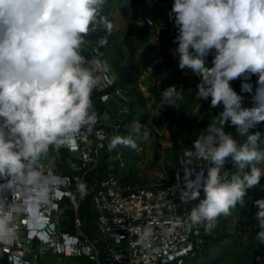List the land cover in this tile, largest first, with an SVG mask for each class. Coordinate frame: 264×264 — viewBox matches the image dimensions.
Wrapping results in <instances>:
<instances>
[{"label":"clouds","instance_id":"1","mask_svg":"<svg viewBox=\"0 0 264 264\" xmlns=\"http://www.w3.org/2000/svg\"><path fill=\"white\" fill-rule=\"evenodd\" d=\"M104 4L105 0H0V244L16 239L18 218L29 226L38 224L41 209L64 184L63 177L44 167L50 150L74 149L78 137L95 131L98 114L92 94L113 80L106 64L101 73L91 67L83 48L90 33L113 30L112 22L99 15ZM168 16L177 30L178 68L199 77L198 99L210 101L213 109L222 106L185 152L188 163L207 165V175L201 173V179L193 181L191 169H185L180 199L198 203L186 218H177L189 229L211 228L237 205L243 207L247 190L264 177V134L250 131L264 123V0H173ZM148 23L152 25L150 19ZM97 43L104 46L107 40ZM253 75V106L243 107V97L231 82L243 78L241 90L253 93L247 82ZM183 92L175 85L164 89L160 108H176ZM229 122L235 136L224 130ZM149 136L146 127L142 138ZM121 144L138 148L130 136H114L108 148ZM228 164L231 169H226ZM254 205L259 246L264 245V198ZM136 235L137 243L147 247L153 232L144 227ZM10 264L21 262L12 256Z\"/></svg>","mask_w":264,"mask_h":264},{"label":"built area","instance_id":"2","mask_svg":"<svg viewBox=\"0 0 264 264\" xmlns=\"http://www.w3.org/2000/svg\"><path fill=\"white\" fill-rule=\"evenodd\" d=\"M165 2L173 4V0ZM149 19L155 25L156 21L149 16L144 18V22L149 25ZM170 30L175 39L177 30L173 21ZM175 46L177 47L176 43ZM211 60L212 56L209 55V66ZM103 64L99 57L93 60L98 73L102 72ZM107 75L113 83L97 90L104 91L115 84L109 72ZM238 80L239 94L242 97L250 94L241 90L245 80ZM256 80L257 77L253 75L247 81L253 85V93ZM103 96L109 99L110 94L101 95ZM121 111L128 112L127 106ZM154 126L156 128V123ZM111 127L118 130L120 123H114ZM155 131L165 155L170 147V140L162 130L156 128ZM116 135L115 132L98 128L94 136L84 134L78 137L76 148H60L74 160L72 174L59 167L54 156L51 162H43L47 172L63 177L65 182L53 194L50 204L41 209L42 218L38 224L33 227L23 217L17 219L16 239L10 244H0V264H10L12 256H17L21 264H193L204 256L209 248L206 246L208 238L211 246L220 229V218L211 228L200 225L190 229L178 224L177 218H186L191 208L198 203L195 200L186 204L180 199L181 190L186 183L185 169H191L189 179L197 181L201 179V173L206 177L207 166L203 165V161L201 164L196 161L188 163L180 156L177 167L171 173L164 171L162 181L140 186L128 178V159L122 146L118 145L114 149L115 154L108 158L106 176L96 184L92 180L88 182V178L92 177L93 171L100 164L101 152L109 150L108 140ZM50 151H54L55 155L56 150ZM88 194L91 195L96 212L95 237L85 232L84 220L77 213ZM200 198H203L202 190ZM70 203L76 211L72 230L66 220ZM144 227H151L153 232L151 243L147 247L137 243L136 234Z\"/></svg>","mask_w":264,"mask_h":264},{"label":"rangeland","instance_id":"3","mask_svg":"<svg viewBox=\"0 0 264 264\" xmlns=\"http://www.w3.org/2000/svg\"><path fill=\"white\" fill-rule=\"evenodd\" d=\"M122 6L123 3L121 0H115L111 6L110 17L115 35L110 38L112 46L108 48V54L99 58L103 61V65L106 64L108 68L111 67V69L109 68V72L115 76L118 81L123 80L128 82L127 88L130 89V96H126L127 102L125 103L127 104L128 110L130 103L133 100H138L136 114L133 118L134 122L128 124L130 130L126 132L134 136V139H136L135 137L137 135L139 137L141 136L140 141L142 146L138 148L141 149L138 151V160L133 158V154H136V150L131 147L123 146L122 144L121 146L128 159V169H133L135 171L136 176L133 180L140 186H147L159 183L163 180L165 170L171 173L177 167L175 154L172 148V132L168 128H163L162 130L170 140V147L164 155V151L159 144L154 124L161 114V103L157 98L159 88L163 83L165 89L175 85L179 90L181 88V76L178 74V71H180L178 68V61L174 57L176 55L174 49L176 48L174 36L172 32L169 31L165 36L162 34L164 30H170L171 20L168 16L167 6L163 2L158 4L157 0H153L149 7L148 14L156 21L155 25H148L142 22L143 19H141V17H125L121 12ZM146 16L148 15L142 17ZM146 25H148L150 29V34L145 39V43L154 46L152 63L146 69L139 72H129L127 61L125 60L118 64L115 62V57L126 56L128 54V49L124 48V38L128 31L136 32ZM90 65L94 68L92 64ZM139 93H141V95L137 96ZM107 103H109V99L107 101H102L101 95H97L93 99L94 110L98 114V119L103 123H120L130 114V111H121L124 103L119 107L116 105V107L111 110L106 106ZM178 107L177 104L176 108L167 106V109L173 111L177 110ZM220 108H222V106L215 109L211 108L210 101H201L197 96L191 108L188 109L185 114V123L181 128L179 142H181V144L184 143L186 139L194 136L195 133L199 131L202 123V115L205 111H216ZM157 111L159 114L154 115ZM114 112L115 114H113ZM146 127L150 130V136L147 140H143L142 137ZM133 128H135L134 131H132ZM137 128L138 131L136 130ZM142 128L144 130H141ZM205 129L206 127L203 128L201 132ZM224 130L227 133H231L233 136L236 135V130L231 126L230 122L225 124ZM250 131H260L264 134V123H261ZM237 139L243 141L244 138L237 137ZM137 142L139 141H136V143ZM51 159L52 152L50 151L48 157L45 158L43 162H51ZM260 188L261 187L258 185L245 195L243 207L237 205L236 208L231 210L230 229L227 232L218 231V233L215 234L214 243H212L209 250L206 264H262V261L264 262V245L257 246L256 242L257 221L253 220L254 218H251V220L247 218V214L254 215L257 211L254 201L263 198L259 191ZM251 208H253V211ZM204 257L205 256L200 258L198 262H202Z\"/></svg>","mask_w":264,"mask_h":264},{"label":"trees","instance_id":"4","mask_svg":"<svg viewBox=\"0 0 264 264\" xmlns=\"http://www.w3.org/2000/svg\"><path fill=\"white\" fill-rule=\"evenodd\" d=\"M115 0H105V4L103 5V7L101 8L99 15L100 16H104L107 17L110 21H111V6L113 5V2ZM121 2L123 3V6L121 8V12L125 17H142L144 15H147L148 10L150 5L152 4V0H129V4L128 6H126V0H121ZM168 31L171 32L170 30H164L162 32V34L165 36L168 34ZM115 30L113 28V30L111 31V33H107L105 32L103 29H100L94 33H90L87 37H86V44L84 45L83 48V54L85 55V57L88 59V61L90 62V64H92L93 60L97 57H104L108 54V48H110L112 46V43L110 41V38L115 35L114 34ZM150 34V29L148 27V25L142 27L141 29H139L136 32L133 31H128L127 35L124 38V48L128 49V54L125 56H120V57H115V62H117L118 64L123 62V61H127L128 65H129V72H135V71H141L146 69L151 63H152V53H153V48L154 46L152 44H146L145 43V39L148 37V35ZM100 38H106L107 43L104 46H98L97 41ZM117 60V61H116ZM116 64V65H118ZM179 76H181V87L184 88V92H183V97L184 99L182 101H178V109L177 110H173L170 111L169 109H167V106H164L163 108H160V116L159 119L156 122V128L159 130H163V128H168L171 132H172V148L175 154V160L177 162V165L179 163V159L180 156H183L185 159V152L186 150H188L189 148H192L193 146V141L201 134V130L205 127L208 126V124L210 122H212V120H214L215 116H218V114L222 111V108H220L219 110L216 111H205V113L202 115V123L201 126L199 128V131H197L195 133L194 136L189 137L188 139L185 140L184 143L181 144V142H179V136L181 133V128L182 125L185 123V118H186V112L188 109L191 108L192 104L194 103V101L197 98V85L200 82L199 77L193 75L191 73V70H180L178 71ZM127 83L123 80H119L117 82L116 85H113L112 87L108 88L107 90L104 91H99V90H95L92 94V100L97 96V95H103V94H111L116 88H120V90L126 95V96H130V89L127 88ZM231 86L233 87V89L239 94L240 93V83L239 80L236 79L234 80L233 83H231ZM165 89V85L162 83L161 87L158 90L157 93V98L159 100V102L161 103V92ZM141 93L137 94V96H140ZM137 103L138 100H133L130 103V107L128 112L130 111V114L127 115V117L125 119L122 120V122H120V127L118 130H115L113 127L103 123L102 121H100L98 119V123L95 126V131L98 128H102L105 129L106 131L110 132V133H114L116 136H121L123 137L124 134H126L127 130H129L126 126L130 123V122H134V116H135V112L137 109ZM242 106L243 107H251L253 106V101H252V94H247L243 96V101H242ZM175 114V115H173ZM143 118V117H142ZM144 119V118H143ZM143 123V122H142ZM140 130V129H139ZM141 130H144L143 128ZM95 131L93 134H91L92 136H94ZM131 135V134H130ZM132 136V135H131ZM141 136L138 138H136L137 145L138 148L140 146H142V143L140 141ZM111 141V140H108ZM136 150V149H134ZM113 154H115V150H108L105 151L103 150L101 152V156H100V164L98 166V168H96L93 173H92V177L88 178V182H90V180H92L94 182V184H96L99 180H101L102 178H104L107 174V170H108V158L110 156H112ZM54 160L55 163L61 167L62 169H64L66 171V173L68 174H72L74 172V160L73 158H71L69 156V154L64 150V149H59L58 151H56L55 155H54ZM135 159V158H134ZM135 160H138V158L136 157ZM187 161V159H186ZM117 164V163H116ZM129 165V163H128ZM207 166V165H206ZM129 167V166H128ZM226 169H231V164H228L225 166ZM135 171L133 169H130L128 172V178L129 179H135ZM252 189H248L246 194L251 192ZM77 213L79 214V216L84 220V230L87 234H89L92 237L96 236V226H95V220H96V212L93 209V205H92V200H91V195L88 194L87 197L85 198V200H83L79 206V209L77 211ZM76 211L73 207V204L70 203V206L68 208L67 211V217L66 220L69 224V228L72 230V221L75 217ZM230 217L231 214L228 216H221L220 217V229L219 231L222 232H227L230 229ZM213 238V237H211ZM208 250H206L204 252V259L202 262H198L200 257L197 261H195V264L197 262V264H206L207 260H208V254H209V250L211 248L210 246V241L208 238L207 241V245Z\"/></svg>","mask_w":264,"mask_h":264},{"label":"crops","instance_id":"5","mask_svg":"<svg viewBox=\"0 0 264 264\" xmlns=\"http://www.w3.org/2000/svg\"><path fill=\"white\" fill-rule=\"evenodd\" d=\"M153 1V0H152ZM157 2H158V4H161L162 2L167 6V8H168V13L171 11V8H172V5H169V4H167L166 2H165V0H157ZM147 15L150 17V15L147 13ZM144 18L145 17H141V19H143V21L142 22H144ZM142 22H141V24H142ZM171 23H172V21H171ZM170 26H171V24H170ZM141 28V27H140ZM175 40V39H174ZM92 65H93V62H92ZM110 69H111V67H109ZM95 69V68H94ZM110 73V72H109ZM111 74V73H110ZM111 76L113 77V79L115 80V84L114 85H116L117 84V82H118V79L115 77V76H113L112 74H111ZM254 94V93H253ZM252 94V95H253ZM127 97H126V95L120 90V88H116L111 94H110V97H109V103H107L106 104V106L111 110V109H113V108H115L116 107V105H117V107H119L121 104H123V107L126 105L127 106V104H125L127 101ZM113 114H115V112L113 113ZM120 119V118H119ZM106 124V123H105ZM113 123H107V125H109V126H111ZM129 130H130V128L128 127V125L126 126ZM135 130V128H133L132 129V131H134ZM137 131H138V128L136 129ZM132 137L133 139H134V136H131L130 135V133H126V134H124V136L123 137ZM135 138H138V135L135 137ZM134 140H136V139H134ZM124 146V145H123ZM141 149H136V154L134 155L133 154V158H135L136 159V157L138 158V151H140ZM52 152V158H53V156H54V151H51ZM263 179H264V177H262L261 178V181H260V184H259V186L261 187L260 188V194H261V197H263L264 198V182H263ZM252 209V211H253V208H251ZM231 215H232V213H231ZM248 216H247V218L248 219H250L251 220V218H254V215H252V214H247ZM251 215H252V217H251ZM253 220H255V218L253 219ZM262 264H264V262L262 261Z\"/></svg>","mask_w":264,"mask_h":264}]
</instances>
